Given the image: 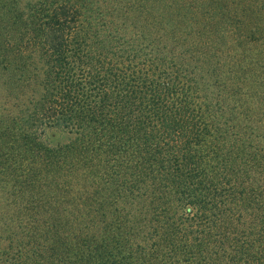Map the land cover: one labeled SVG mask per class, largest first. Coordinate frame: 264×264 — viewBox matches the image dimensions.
I'll list each match as a JSON object with an SVG mask.
<instances>
[{
	"label": "trees",
	"instance_id": "trees-1",
	"mask_svg": "<svg viewBox=\"0 0 264 264\" xmlns=\"http://www.w3.org/2000/svg\"><path fill=\"white\" fill-rule=\"evenodd\" d=\"M0 57L39 90L15 85L29 118H0V148L17 143L0 152V264H132L129 246L144 264H264V0H0ZM39 125L74 137L50 148ZM21 190L52 207L43 228ZM64 204L68 233L100 240L25 244L59 239Z\"/></svg>",
	"mask_w": 264,
	"mask_h": 264
},
{
	"label": "rangeland",
	"instance_id": "rangeland-1",
	"mask_svg": "<svg viewBox=\"0 0 264 264\" xmlns=\"http://www.w3.org/2000/svg\"><path fill=\"white\" fill-rule=\"evenodd\" d=\"M230 1L234 2L235 0H230ZM236 12L241 18L244 19L241 8H236ZM132 14L134 16H138V14H140L139 9L135 10ZM141 18H144V17H142L141 15ZM32 59H37V60H34L35 63L39 61L38 57H34L29 60H32ZM0 62H1V57H0ZM26 67L27 68L25 69L19 68V69H16V71H14L11 68L1 69L2 66L0 65V116H1L0 118H2L1 121L7 120L9 122L10 120L15 121L16 119L15 117H19L16 119L18 122V126L21 125L23 120L29 118V116L27 114L28 109L20 105H17L16 103H11V100L14 97H16L15 85L18 86L17 93L20 95L19 97H22L23 95L25 96L31 93L32 91H34L36 95H38L39 93L38 88L35 86L28 87V89L24 88L26 87V83L29 80L28 81L26 79L24 80L25 76H23V74L29 75L31 77H33L35 74V70H33V65L31 67L27 65ZM20 75H21V78H18ZM3 123L6 124V122H3ZM25 124L26 123H24V125ZM27 125H30V123H28ZM37 136L40 139L42 144L50 148H56L60 145L68 143L74 137V134H72L71 132H67L61 127H55V126H50V125H39L37 127ZM16 147H17V143L13 142V148H16ZM13 148H11V142L8 144L2 143L0 152H4V151H7ZM27 155H28L27 159H32V157L29 154ZM15 171H16L15 169L9 168L4 173L5 178L11 181L12 183H13L12 177H15ZM23 173L24 172L20 173L19 175L22 176ZM20 176L18 177L19 179H20ZM67 181L74 186L75 181H76V174H72L68 176ZM35 185H40V184H35ZM22 192L23 193L20 195L19 200L20 201L22 200L23 202L19 206L18 209L20 211H25L26 225H30V226L32 225L34 227H36V225H39L40 227L43 228V225H44L43 221L46 220V223H48V219H50V212H51L52 207L45 206L43 203H39L36 209L29 211L28 208H26L27 205L29 206V202L26 199V191L24 190ZM69 208L76 210L75 206L73 205L69 206ZM68 213H69V210H68L67 204H64V206L57 213H55V220L59 221L60 223L56 222L55 227H53V230H54L53 234L59 237L58 240L53 241V239L50 237H47V236L44 237V236H41L40 234H36L35 237L34 236L31 238L26 237L25 241H27V243L25 244L31 245L35 248H37V245L43 246L47 252H50L52 255H55L58 257V254L62 255L60 252L64 250V243L67 241L66 240L67 238L70 239L74 243L75 241H79V244L77 245L81 247H84L87 244L91 246L92 244H94V242H96L97 240H100L101 235L99 234H90L85 237H80L81 233H78L77 236H72L73 233H70V232L68 233L70 229L68 230L65 225L66 214ZM30 219H31V222H30ZM6 222H10V220L5 219L0 216V230H4V233H7L8 230L13 231V224L6 223ZM58 224H61V226L57 227ZM85 226L87 227L86 224ZM39 231H42V230H39ZM68 235H71L72 237H68ZM139 243L143 245L144 247V240H142ZM96 248L98 247H93L91 251H94ZM129 249L132 250L130 256H129V252L128 253L121 252L119 254V259L122 258L121 254L123 253V255L127 258L128 261L132 258V261H131L132 264H144V254L142 250H139V248L136 249L135 246H129ZM67 259H68V262H71L73 264H78L79 260H81V259H75L74 255H69Z\"/></svg>",
	"mask_w": 264,
	"mask_h": 264
}]
</instances>
